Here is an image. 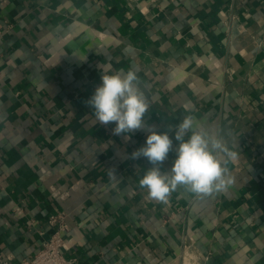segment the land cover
<instances>
[{"label": "crops", "instance_id": "0c3cea01", "mask_svg": "<svg viewBox=\"0 0 264 264\" xmlns=\"http://www.w3.org/2000/svg\"><path fill=\"white\" fill-rule=\"evenodd\" d=\"M0 0V253L33 258L65 211L76 264H264V0ZM232 15L238 17L229 30ZM108 72L135 70L146 124L194 127L238 153L232 183L167 203L148 167L87 101ZM174 149L177 146L173 140ZM175 151L161 165L168 171ZM189 249V250H188Z\"/></svg>", "mask_w": 264, "mask_h": 264}, {"label": "clouds", "instance_id": "9594fccd", "mask_svg": "<svg viewBox=\"0 0 264 264\" xmlns=\"http://www.w3.org/2000/svg\"><path fill=\"white\" fill-rule=\"evenodd\" d=\"M87 103L99 124H115L114 135L123 134L127 139L137 130L149 133L132 158H146L151 165L139 180L140 188L147 190L150 199L167 203L170 194L178 188L200 198L224 190L232 183L226 165L238 153L221 136L195 128L191 115L176 125L174 137L146 124L149 103L135 70L110 73L102 69L101 84ZM173 140L177 144L175 149ZM173 150L175 159L171 168L161 171V165Z\"/></svg>", "mask_w": 264, "mask_h": 264}, {"label": "built area", "instance_id": "2783aa9c", "mask_svg": "<svg viewBox=\"0 0 264 264\" xmlns=\"http://www.w3.org/2000/svg\"><path fill=\"white\" fill-rule=\"evenodd\" d=\"M151 4H155V0H151ZM237 16L232 15L229 30H232ZM12 24L8 21H0V37L12 28ZM48 224L51 234L42 243L40 250L31 259H24L21 264H76V258H68L63 252L66 245L67 235L70 226L67 222V214L65 211L52 213L48 217ZM0 264H10V261L0 253Z\"/></svg>", "mask_w": 264, "mask_h": 264}, {"label": "bare ground", "instance_id": "6f19581e", "mask_svg": "<svg viewBox=\"0 0 264 264\" xmlns=\"http://www.w3.org/2000/svg\"><path fill=\"white\" fill-rule=\"evenodd\" d=\"M189 250V249H188ZM184 264H196L195 256L191 253V251H187L184 257Z\"/></svg>", "mask_w": 264, "mask_h": 264}]
</instances>
